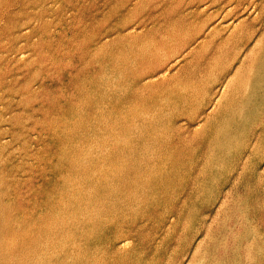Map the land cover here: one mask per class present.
Returning <instances> with one entry per match:
<instances>
[{"label": "rangeland", "instance_id": "374dc122", "mask_svg": "<svg viewBox=\"0 0 264 264\" xmlns=\"http://www.w3.org/2000/svg\"><path fill=\"white\" fill-rule=\"evenodd\" d=\"M0 264H264V0H0Z\"/></svg>", "mask_w": 264, "mask_h": 264}]
</instances>
